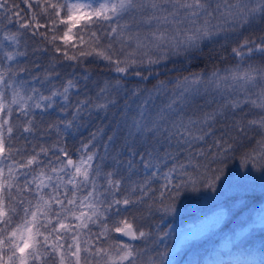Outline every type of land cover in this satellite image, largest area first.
Returning <instances> with one entry per match:
<instances>
[{"label":"snow or ice","instance_id":"obj_1","mask_svg":"<svg viewBox=\"0 0 264 264\" xmlns=\"http://www.w3.org/2000/svg\"><path fill=\"white\" fill-rule=\"evenodd\" d=\"M257 180L264 0H0V264H264Z\"/></svg>","mask_w":264,"mask_h":264},{"label":"trees","instance_id":"obj_2","mask_svg":"<svg viewBox=\"0 0 264 264\" xmlns=\"http://www.w3.org/2000/svg\"><path fill=\"white\" fill-rule=\"evenodd\" d=\"M21 7H23V5H21ZM209 47L215 49V51L213 52V56H215L219 51H221L219 44L212 45ZM209 47H206L204 49L205 54H207L209 52ZM223 54L225 56H228L227 51H224ZM228 62L233 63L234 61L229 59ZM205 63H207V60H205L204 57H202L198 61H194L193 62V65H194L193 70H199V68H202ZM220 66L223 67L224 65L221 64ZM92 67L95 68L97 66L92 65ZM230 168L231 169H238L239 168V162L238 161L232 162L230 164ZM255 175L259 176L258 173ZM228 195H233V194L228 193ZM241 196H246L248 203L252 206H255V207H259L262 203H264V189H262L260 187L259 180H257L255 189L253 191H249L246 194L241 193ZM222 199H223V197H222ZM203 206L204 205L199 201L198 198H196L195 196L190 194L189 197L182 199L180 205H178V214L175 217L171 218L170 221H166V222L170 223L171 225H173L178 219L179 220L183 219V220H186V222H190L193 220V218L195 216L201 215V213L196 211V210L198 208H202ZM236 207H238V205H236ZM234 210H235V208H234ZM229 219H230V217L226 215L224 220L221 221V224L217 226V229L215 231L217 233H219V230L221 228L225 227V222L228 221ZM232 226L235 227V224H233ZM225 234H227V230L225 231ZM208 236L210 238L207 239V241L205 243L199 244L196 247L197 250L195 252V255H193V257H191L190 259L188 257L187 258L185 257L186 259H185L184 264H190V262L193 260L198 261L199 264H207V261L209 260V258H216V259L223 260L225 262H227L229 260V257L220 255V252L222 251V244H223L221 235H219V234L212 235L211 233H209ZM216 241H221V244H217ZM262 241H264V233H258L255 237V243L257 244V246H259V244ZM208 252L210 254L207 255Z\"/></svg>","mask_w":264,"mask_h":264},{"label":"rangeland","instance_id":"obj_3","mask_svg":"<svg viewBox=\"0 0 264 264\" xmlns=\"http://www.w3.org/2000/svg\"><path fill=\"white\" fill-rule=\"evenodd\" d=\"M202 219V216L201 215H197V216H195L194 218H193V220L192 221H190V222H186V220H177L173 225H171L172 226V228L174 229V230H176V231H179V230H181V229H184V228H189V227H191V226H193V225H196V224H198L199 222H200V220ZM173 243H174V241H173ZM196 250H197V248H195V249H193L192 251H189L188 253H187V256H186V258L188 257L189 259L191 258V257H193V255H195V252H196ZM208 254H210L209 252L207 253V255ZM186 258H184L183 259V264L185 263V259ZM226 264H227V262H226Z\"/></svg>","mask_w":264,"mask_h":264}]
</instances>
